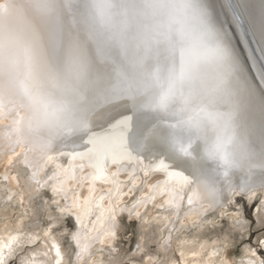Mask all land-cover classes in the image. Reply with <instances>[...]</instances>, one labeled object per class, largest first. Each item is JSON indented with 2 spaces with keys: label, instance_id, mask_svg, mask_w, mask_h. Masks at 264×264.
I'll return each instance as SVG.
<instances>
[{
  "label": "snow or ice",
  "instance_id": "snow-or-ice-1",
  "mask_svg": "<svg viewBox=\"0 0 264 264\" xmlns=\"http://www.w3.org/2000/svg\"><path fill=\"white\" fill-rule=\"evenodd\" d=\"M77 2L63 0L69 24L76 22ZM184 3L196 27L202 51L193 50L181 59L174 82L158 100L137 99L145 96L152 86L153 73L145 70V53L137 58L131 75L117 70V84L101 99L95 111V122L87 134L57 145L42 158L14 146L5 147L0 141V162L5 164L0 177V206H3L5 194L9 202H15L17 196L3 182L16 181L20 203L30 204L49 181H54L53 199L51 202L45 200L41 209L48 227L41 228L39 222L23 228L18 224L14 230L0 234V264H9L24 251V245L36 244L38 240H42V244L19 256V264H89L93 246L106 242L109 244L108 264H122L120 257L112 256L116 249L111 247L119 225L114 214L106 216L112 210L111 197L120 192L118 177L122 171L128 172L132 188L139 181L137 171L145 178L154 173L164 174L163 180L149 186L150 195L137 200L128 212L131 217L133 210L146 207L158 196H163V204L158 206L170 210L163 217L166 222H170V217L179 219L185 201V216L197 217L200 225L215 223V219H199L206 212L220 210L221 216L242 217L243 205L236 213H229L225 200L231 203L230 197L247 195L251 204L255 191L264 190V0H240L239 3L234 0H184ZM51 4L52 0H42L45 9ZM123 23L126 26L127 21ZM99 55L103 63L104 52ZM104 125L109 127L102 132L95 131L97 127L104 129ZM69 147L71 150L65 151ZM64 156L69 158L67 167L58 162ZM77 160H87L88 167L93 169L89 174V196L81 203L77 194L68 204L65 186L76 178L77 167L84 168L83 163L75 164ZM108 164L118 165L116 171L109 172ZM128 164L133 165L131 170ZM49 165H54V171L47 179H42ZM10 173L15 175L10 176ZM96 182L111 184L113 188L109 190L107 209L100 203L105 197H99L96 207L101 208L100 215L86 235L83 231L87 227L85 218L91 213ZM61 195L65 199L63 206ZM52 205L59 214L52 211ZM74 210L79 227L70 234L75 244L73 256L71 244L68 249L62 245L68 233L55 232V229L64 216ZM256 213L258 225L264 227V199ZM135 214L142 220L141 232H147L145 225L150 221L143 219L139 211ZM98 223L101 227L93 236ZM247 224L248 221L237 219L230 231H238L243 236ZM165 229L167 236L163 235ZM157 231V239L142 236L132 255L144 253L147 256L145 264H183L186 259L184 246L194 241L180 239L181 229L174 224L169 227L165 223ZM261 237H257L256 243L264 247ZM177 241L179 262L173 258V245ZM146 243H155L156 252L147 251ZM231 244L227 235L213 241L212 245L201 244V250L215 249L203 264H217L216 258L219 264H237L235 258L229 261L225 257ZM192 251L194 256L200 255ZM245 254L249 258L241 259L239 264H264V258L257 256L255 248L246 247ZM92 264L104 262L92 260Z\"/></svg>",
  "mask_w": 264,
  "mask_h": 264
},
{
  "label": "clouds",
  "instance_id": "clouds-1",
  "mask_svg": "<svg viewBox=\"0 0 264 264\" xmlns=\"http://www.w3.org/2000/svg\"><path fill=\"white\" fill-rule=\"evenodd\" d=\"M74 15L69 24L63 0H52L49 9L42 0H0L5 147L42 158L90 131L118 69L131 75L147 53L152 86L137 99L156 101L174 82L181 59L202 51L184 0H78Z\"/></svg>",
  "mask_w": 264,
  "mask_h": 264
},
{
  "label": "bare ground",
  "instance_id": "bare-ground-1",
  "mask_svg": "<svg viewBox=\"0 0 264 264\" xmlns=\"http://www.w3.org/2000/svg\"><path fill=\"white\" fill-rule=\"evenodd\" d=\"M214 2H215V0H214ZM234 2L239 3L240 0H234ZM113 123H115V121H113ZM108 127H109V125H104V129L97 127V128H95V131L102 132L105 129H107ZM70 150H71L70 147L65 149V151H70ZM68 163H69V158L67 156H65V161H64V164L62 166L67 167ZM81 163L84 164L83 170H81L79 167H77L75 170L76 178L74 180H69V182L65 186V190L67 192V203L68 204H71L73 202V200L76 198L77 194L79 196V201L81 203L84 201L85 197L89 196V174L93 171V169L88 167V161L87 160L75 161L76 165H79ZM49 167H54V165H49L48 168ZM117 167H118V165L108 164L109 172H115ZM132 167H133V165H131V164L127 165L128 170H131ZM47 169L45 170V173H44V176L42 177V179H47V176L52 174V172H49ZM3 173H4V171H3ZM9 175L12 176V175H15V173H10ZM136 176L139 177V181L136 185V187H137L140 185V183H142V179H144L145 177L143 176V173L139 172V171H137ZM118 179L121 182V187H122V183H125L126 190L124 191V193H122V191L120 190V192L117 195L111 197L112 210L107 212L106 216L110 217L114 214L116 217V220L118 222V225L120 226V216H125L126 218H131V217L137 218L136 214H135L136 211L140 212L141 210H144L145 208H147L149 206H154L155 210L157 211L156 216L152 217L149 220L146 219V220L150 221L149 225H145V228L148 229L147 232H144V233L141 232L140 225L142 223V220L137 218L139 220L138 232L140 235V239L138 240V242L141 241L142 236H152L153 239L159 238V232L157 230L161 226H163L165 223H168L169 227H171L174 224L176 226V228L181 229V232L179 233L180 239H188L190 241H194V238L197 237L195 233L187 234L186 232H182V231L188 230V229H190V227H194V224L197 225L200 229L207 225V223L200 225L198 223L197 217H195V216H192V217L185 216V211L187 210L186 201H185V207L183 209H181L179 219H177L176 217H170V222L164 221L163 217L165 215H167L170 210H167L165 208L158 206V205L163 204V201L165 199V197H163V196H158L155 201L149 202L146 207H140L138 209L133 210L132 216L129 217L128 209H132L133 205L136 203L137 200L149 196L150 195L149 186L152 184H155L158 180H163L164 174L163 173H154V174H151L149 177L145 178L146 182H144L143 188H142L141 192H139L138 198L135 201L132 200L131 196L135 193L136 187L132 188V184H131L129 177H128V172L122 171L120 173ZM53 183H54V181L49 182V184H51V187H52ZM5 186L8 190L17 193L16 200L13 203H17L19 205V210L21 212V215H20L21 219H19L17 221V223L14 226L15 228L18 224L21 228H23L25 225L33 224L36 222L40 223L41 228L48 227V222L44 218V214L41 211V209H42V206H43V203L45 200L51 202V200L53 199L52 191L50 192V194L46 195L44 193V187H43L40 190V195L38 197H36L30 204L27 201H25L24 204H21L20 203L18 183L16 181H13L10 179L9 181L5 182ZM121 187H120V189H121ZM112 188H113V185H111V184H104L101 182L95 183V192L93 194L91 213L85 218V223L87 224V227L83 229V231L86 235L88 234L89 230L92 228L93 222L97 221V218L100 215L101 208L96 207V203L99 201V197L100 196L105 197V199L100 203L102 204V207L104 209H107L109 207V203H110V201H109V190ZM129 189H132V190L129 191ZM185 194H187V190H186ZM249 195H252V193H249ZM59 199H60L61 206H63L65 204V199H64L63 195H61V197ZM2 203H3V205H6V204H10L12 202L7 201V195L5 194L3 197ZM51 209L54 213L59 214L57 212L55 205H52ZM215 212H220V210H217ZM211 213L212 212H206L199 219L208 221V220H206V218ZM67 217L70 218V220L72 222V228L71 229H68L67 225L65 224V220ZM141 217H143V219H145L144 217L147 218L146 215H144V216L141 215ZM106 222L107 221H105V223ZM78 227L79 226L76 224L75 210H74L72 214L65 215L63 221L55 229V232H66V233H68V235L63 237L62 245L65 249H68L69 245L71 244L73 256H74V252H75V244L71 242L70 234L72 232L77 231ZM96 227H97V232H93L92 233L93 236L98 234V231H99L101 225L98 223ZM14 229H12V230H14ZM6 230H11V229H3L0 231V234H4ZM33 230L39 231V229H33ZM154 233H155V235H153ZM41 235H42V233H41ZM163 235L164 236L168 235L167 229L164 230ZM224 237L225 236H222L217 240H221ZM217 240H213V241H217ZM213 241L210 243L208 240L201 239V237H200L199 242L194 241V243H192V244L185 245L184 250L186 252V257L193 255V251H192L193 249L195 250V252L201 254L205 249L201 250L200 245L201 244L210 245L213 243ZM113 242H114V240L111 241V246H113ZM137 243H136V245H137ZM40 244H42V240H38L36 242V244H32V245L26 244V245H24V251L21 253H23V255H24L25 253L28 252L29 249L35 248V247H37V245H40ZM148 244L149 243H146V246ZM107 245L109 246V244L106 242L104 245H100L99 243H96L93 246V249H92L93 256L89 260V264H92V260L103 261L104 264H108L109 259L102 258L104 256V254H102V255L100 254V258L94 259V255L96 253H98V251H100L101 248H103L105 250ZM174 246H178V249H179V242L177 241V243L173 245V248H174ZM135 251H136V248H135ZM178 253H179L178 258L181 261V256H180L179 250H178ZM112 256L113 257H120L119 255H114V254H112ZM196 256H199V255H196ZM207 259H198L197 258L195 261V264H197V262H201V264H203V261H206ZM183 264H186L185 260L183 261Z\"/></svg>",
  "mask_w": 264,
  "mask_h": 264
},
{
  "label": "rangeland",
  "instance_id": "rangeland-1",
  "mask_svg": "<svg viewBox=\"0 0 264 264\" xmlns=\"http://www.w3.org/2000/svg\"><path fill=\"white\" fill-rule=\"evenodd\" d=\"M65 161V156L61 157L58 162L63 165ZM5 165L3 162H0V177L3 176V171H5ZM49 172L54 171V167H49L47 169ZM48 172V173H49ZM50 182V181H49ZM49 182L44 187V193L46 195L51 192V184ZM146 182L145 178L142 179V183L135 188V193L131 196L132 200H136L138 198L139 192H141L143 188V184ZM5 184V182H4ZM122 193L126 190L125 183H122V187L120 189ZM231 203L228 200H225V207L227 212L236 213L240 206L243 205V216L237 217L234 215H225L221 216L220 212H214L208 215L206 220L210 221L215 219V223L208 224L199 228L194 224V227H190L188 230H183L182 232H186L187 234L195 233L197 237L194 238L195 242H199L201 239H206L210 243L213 240H217L222 236H228L229 240L232 242L231 246L227 249L225 253V257L231 261L233 258L239 264L241 259H248L249 257L245 254V248H255L257 252V256L264 258V247H259L256 243L257 237H261V234L264 233V227H261L257 223V213L256 209L260 205V201L264 199V190H257L254 193L251 204L247 201V195L245 196H232L230 197ZM142 211V212H141ZM141 215H146V219H151L156 216L157 211L154 206H149L144 210H141ZM2 214V215H1ZM21 212L19 210V205L17 203H10L3 206H0V231L3 229H14L15 224L19 219H21ZM237 219H243L248 221L246 226L247 231L243 234L238 231H230L231 226L235 223ZM205 221V220H204ZM65 224L68 229L72 228V222L70 218H66ZM139 220L137 218L131 217L126 218L125 216H120V226L118 230V235L114 239L113 248L116 249L112 254L119 255L122 259V264H145L147 260V256L144 253H140L136 256L132 254L135 252L136 243L140 239V235L138 232ZM264 238V237H261ZM212 245V244H210ZM222 247V245L220 246ZM147 251L151 253L156 252L155 243H149L146 246ZM215 249L208 247L206 248L199 256H188L185 261L186 264H195L196 259H207L209 257V253L214 251ZM174 256L173 258L176 261H180L178 258V246H174L173 248ZM100 254H104L102 258L109 259V246H106V249L98 251L94 255V259L100 258ZM23 253H19L16 258L9 261V264H19V256H22ZM131 258V259H129ZM217 259V264H219V258ZM254 259V258H253Z\"/></svg>",
  "mask_w": 264,
  "mask_h": 264
}]
</instances>
